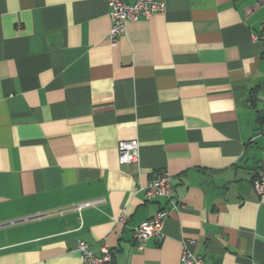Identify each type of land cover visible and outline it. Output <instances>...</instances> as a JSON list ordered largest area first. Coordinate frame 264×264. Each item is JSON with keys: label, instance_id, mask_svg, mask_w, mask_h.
Returning a JSON list of instances; mask_svg holds the SVG:
<instances>
[{"label": "crops", "instance_id": "crops-1", "mask_svg": "<svg viewBox=\"0 0 264 264\" xmlns=\"http://www.w3.org/2000/svg\"><path fill=\"white\" fill-rule=\"evenodd\" d=\"M163 1L113 46L107 0H0V264H80L79 241L113 264H180L183 241L264 264V0ZM162 172L170 197L148 201Z\"/></svg>", "mask_w": 264, "mask_h": 264}, {"label": "built area", "instance_id": "built-area-1", "mask_svg": "<svg viewBox=\"0 0 264 264\" xmlns=\"http://www.w3.org/2000/svg\"><path fill=\"white\" fill-rule=\"evenodd\" d=\"M110 9V17L112 25L110 28L111 44H117L118 38L127 34V26L129 22L138 21L141 18H149L155 13H164L166 5L163 0H107ZM261 135L264 138V127ZM119 163L132 164L137 163L140 157V143L137 139L122 141L119 143ZM171 175L162 172L154 176L145 187V195L148 201L159 197H170L172 189ZM254 189L258 196L264 195V147L261 168L253 181ZM99 201H89L78 205V210L85 207L94 206ZM174 209L177 206L173 205ZM169 215L168 209H162L157 214L143 221L133 231V239L136 246L143 250L151 238L161 240L164 237L163 229L165 220ZM127 220L122 215L115 221L123 223ZM190 242L183 241V248L180 257V264H206L205 257L193 252L189 247ZM77 251L80 254V264H113V253L107 247H102L100 253H95L85 241H79Z\"/></svg>", "mask_w": 264, "mask_h": 264}, {"label": "trees", "instance_id": "trees-1", "mask_svg": "<svg viewBox=\"0 0 264 264\" xmlns=\"http://www.w3.org/2000/svg\"><path fill=\"white\" fill-rule=\"evenodd\" d=\"M263 116L262 115H260V118H262Z\"/></svg>", "mask_w": 264, "mask_h": 264}]
</instances>
